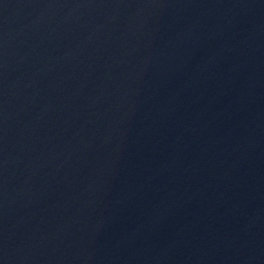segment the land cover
Masks as SVG:
<instances>
[{
	"label": "water",
	"instance_id": "95a60500",
	"mask_svg": "<svg viewBox=\"0 0 264 264\" xmlns=\"http://www.w3.org/2000/svg\"><path fill=\"white\" fill-rule=\"evenodd\" d=\"M0 264H264V0H0Z\"/></svg>",
	"mask_w": 264,
	"mask_h": 264
}]
</instances>
